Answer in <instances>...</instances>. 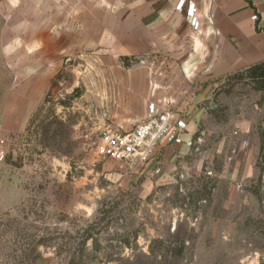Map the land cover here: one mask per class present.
I'll use <instances>...</instances> for the list:
<instances>
[{
  "label": "rangeland",
  "instance_id": "rangeland-1",
  "mask_svg": "<svg viewBox=\"0 0 264 264\" xmlns=\"http://www.w3.org/2000/svg\"><path fill=\"white\" fill-rule=\"evenodd\" d=\"M74 79L29 130H0V264H264V80L219 81L156 174L98 156Z\"/></svg>",
  "mask_w": 264,
  "mask_h": 264
},
{
  "label": "crops",
  "instance_id": "crops-1",
  "mask_svg": "<svg viewBox=\"0 0 264 264\" xmlns=\"http://www.w3.org/2000/svg\"><path fill=\"white\" fill-rule=\"evenodd\" d=\"M179 1L0 0V130L27 129L71 70L93 131H130L155 104L185 117L191 135L218 82L264 62V0ZM166 149L162 168L183 146Z\"/></svg>",
  "mask_w": 264,
  "mask_h": 264
},
{
  "label": "built area",
  "instance_id": "built-area-1",
  "mask_svg": "<svg viewBox=\"0 0 264 264\" xmlns=\"http://www.w3.org/2000/svg\"><path fill=\"white\" fill-rule=\"evenodd\" d=\"M184 6L185 0H180L177 9L181 10ZM188 14L192 27L198 29L200 21L195 14L194 4L188 5ZM253 19H258V16L254 15ZM187 130L185 117H176L171 110L160 111L155 104H150L148 117L132 130L105 129L100 134L96 151L101 158L139 162L151 166L156 174H160L163 171L160 161L166 147L177 148L187 143L183 139ZM4 159L5 152L0 143V161Z\"/></svg>",
  "mask_w": 264,
  "mask_h": 264
},
{
  "label": "trees",
  "instance_id": "trees-1",
  "mask_svg": "<svg viewBox=\"0 0 264 264\" xmlns=\"http://www.w3.org/2000/svg\"><path fill=\"white\" fill-rule=\"evenodd\" d=\"M240 71H252V77L255 78V79H262L264 80V62H261V63H258V64H255L253 66H250L246 69H243V70H240ZM239 72V71H237ZM235 72V73H237ZM234 73V74H235ZM233 75V74H232ZM230 75V76H232ZM228 76V77H230ZM227 77V78H228ZM45 102V101H44ZM43 105V104H42ZM41 105V106H42ZM41 106L37 109V111L35 112V114L33 115V118H31L30 122H29V125H28V129L29 130V127L30 125L32 124L33 120H34V117L36 116V113L40 110Z\"/></svg>",
  "mask_w": 264,
  "mask_h": 264
}]
</instances>
